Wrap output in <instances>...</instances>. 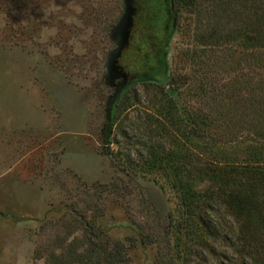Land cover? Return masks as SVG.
<instances>
[{"label": "rangeland", "instance_id": "rangeland-1", "mask_svg": "<svg viewBox=\"0 0 264 264\" xmlns=\"http://www.w3.org/2000/svg\"><path fill=\"white\" fill-rule=\"evenodd\" d=\"M168 2L159 61L131 77L124 46L109 62L124 0H0V264H85L92 230L142 240L130 264H264V217L227 205L244 180L208 167L264 177V0ZM174 179L204 200L202 239L175 241Z\"/></svg>", "mask_w": 264, "mask_h": 264}, {"label": "trees", "instance_id": "trees-1", "mask_svg": "<svg viewBox=\"0 0 264 264\" xmlns=\"http://www.w3.org/2000/svg\"><path fill=\"white\" fill-rule=\"evenodd\" d=\"M149 2H152L149 0ZM148 2L146 0H134L133 6L134 11H138L137 14L142 13V11L147 8ZM194 127L191 124H185V127L182 128L187 135H192L195 133ZM182 133V136L185 137V133ZM175 153L174 152H167L165 155H161L158 157L154 156L150 161H152L153 165L160 163L163 156L166 158L172 159ZM247 167H242L241 169H236L237 167H231L228 169L227 167L223 166H208L210 169V176L212 179H219L222 180L226 185L228 180H234L240 176V180L243 181L244 191L243 193H238L233 199H230L227 205L236 210L239 214L246 213L249 216L250 213H254L259 218L264 217V209L261 206L264 205V199L258 198L257 192L254 191L255 187H259L256 181L259 182L264 180V177L261 176L262 172L259 170L256 163L251 161L247 163ZM176 179V178H175ZM174 183L177 184L179 190L181 191L182 198L178 200L180 205L182 206L181 216L175 217L169 215L171 218L170 221V229L172 233L174 232L175 241H179L182 237V234L185 237H188L192 240L202 239V234L204 233L205 229V221L203 220L202 213L200 209H202L204 205V200L198 197L195 198V193L191 195V192H188L186 183L183 182L181 179L177 180ZM211 195V194H207ZM210 198V197H208ZM210 202V201H209ZM208 202V203H209ZM259 233L256 231V235L259 239L251 240L252 236L255 234V231L248 235L247 241H249V245H251V241L253 243L258 244V249L264 250V234H257ZM103 234V235H101ZM96 234L93 232L90 233L89 231L86 233V249L84 250V257H88V261L85 264H130L131 258L129 257V250L133 249L137 246V244H141L142 240L139 241L137 237L130 235L127 236L128 239V246L121 242L120 240H112L110 237L106 235V233ZM259 242V243H258Z\"/></svg>", "mask_w": 264, "mask_h": 264}, {"label": "flooded vegetation", "instance_id": "flooded-vegetation-1", "mask_svg": "<svg viewBox=\"0 0 264 264\" xmlns=\"http://www.w3.org/2000/svg\"><path fill=\"white\" fill-rule=\"evenodd\" d=\"M150 1L152 2L148 0V6L142 13L137 14L136 10L132 15L128 39L121 52L127 53L128 59H124V62L123 59L118 60L122 61L119 65L125 76H136L135 73L142 63L159 61L163 50L164 29L170 22L169 2L168 0ZM144 29L147 31L146 36L142 35L145 34ZM132 63L137 64V67H133Z\"/></svg>", "mask_w": 264, "mask_h": 264}, {"label": "water", "instance_id": "water-1", "mask_svg": "<svg viewBox=\"0 0 264 264\" xmlns=\"http://www.w3.org/2000/svg\"><path fill=\"white\" fill-rule=\"evenodd\" d=\"M134 0H124V10L125 14L123 15L121 21L116 26L115 30L113 31V40L116 44V48L112 54H110L109 62L111 66L113 67V71L116 70V58L121 52L122 47L125 45L128 35H129V29L132 24V15L134 14V6H133ZM119 73V71L117 72Z\"/></svg>", "mask_w": 264, "mask_h": 264}]
</instances>
